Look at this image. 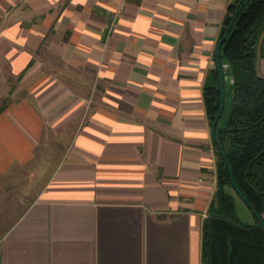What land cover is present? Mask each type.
<instances>
[{"label": "crops", "instance_id": "1", "mask_svg": "<svg viewBox=\"0 0 264 264\" xmlns=\"http://www.w3.org/2000/svg\"><path fill=\"white\" fill-rule=\"evenodd\" d=\"M239 1L0 0V264H207L204 88Z\"/></svg>", "mask_w": 264, "mask_h": 264}, {"label": "trees", "instance_id": "2", "mask_svg": "<svg viewBox=\"0 0 264 264\" xmlns=\"http://www.w3.org/2000/svg\"><path fill=\"white\" fill-rule=\"evenodd\" d=\"M242 1L229 6L230 15L225 18L222 34ZM263 30L264 0H248L220 46V56L230 63L233 82L230 113L223 127L216 131L237 187L261 217L264 214V76L256 69L255 56L256 42ZM212 73L213 83L204 88L211 121L220 104L218 73L216 69ZM216 153L217 188L209 206L211 218L203 223V258L207 264H264V228L255 217L252 224L237 217L234 196L239 195L217 145Z\"/></svg>", "mask_w": 264, "mask_h": 264}, {"label": "water", "instance_id": "3", "mask_svg": "<svg viewBox=\"0 0 264 264\" xmlns=\"http://www.w3.org/2000/svg\"><path fill=\"white\" fill-rule=\"evenodd\" d=\"M248 0H243L240 5L238 6V8L236 9V12L234 13L232 19L230 20L229 22V25L226 27L221 39L219 40L218 44H217V47L215 49V57H216V70L218 72V81H219V90H220V104H219V108H218V111L212 121V126H211V136L214 140V142L216 143L217 147H218V150L219 152L221 153V155L223 156L227 166H228V170H229V174H230V178H231V183H232V186L234 188V190L236 191V193L239 195V197L242 199V201L250 207V210H251V213L253 214V216L258 220V222L260 223V225L264 228V219L260 216L259 213H257V211L251 206L250 202L246 199V197L240 192L239 188L237 187V184L235 183L234 181V178H233V174H232V169H231V165L229 164L228 162V159H227V156L225 154V151L223 149V146L220 142V140L218 139L217 135H216V132H215V128H216V124L219 120V118L221 117V114L223 112V99H224V92H223V84H224V79H223V75H222V66H221V63H220V60H219V57H220V46L224 40V38L226 37L229 29H230V26L232 25L236 15L239 13V11L242 9V7L247 3ZM262 152H260L261 154ZM259 154V155H260ZM249 169V165L247 166L246 168V173Z\"/></svg>", "mask_w": 264, "mask_h": 264}, {"label": "rangeland", "instance_id": "4", "mask_svg": "<svg viewBox=\"0 0 264 264\" xmlns=\"http://www.w3.org/2000/svg\"><path fill=\"white\" fill-rule=\"evenodd\" d=\"M227 86V85H226ZM223 92H224V109H223V113L222 116L220 117L219 122H221L222 120H224L226 118L225 114L227 112L228 107L231 108V99L232 97L230 96V92H231V88L230 91L228 90L227 87H223ZM55 159L52 158H48L47 160H43V165H42V177L44 178V176L47 174V172H45L49 167H51V164L53 163ZM34 186H36V183L33 184V188ZM235 198V205H236V214L237 217L240 218V220L243 221V214H245L243 211L247 210L246 209V205L245 203L238 197V196H234ZM15 207V206H14ZM21 206L16 207V211L18 209H20ZM3 205H0V211H2ZM247 212V211H246ZM11 222V220H7L6 218H0V234L3 232V230L7 227V225ZM244 222V221H243ZM246 223V222H245Z\"/></svg>", "mask_w": 264, "mask_h": 264}]
</instances>
